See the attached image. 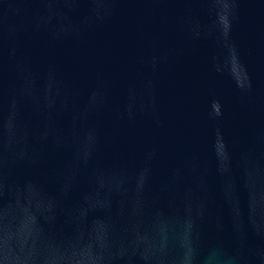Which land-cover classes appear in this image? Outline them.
<instances>
[{
	"label": "water",
	"instance_id": "obj_1",
	"mask_svg": "<svg viewBox=\"0 0 264 264\" xmlns=\"http://www.w3.org/2000/svg\"><path fill=\"white\" fill-rule=\"evenodd\" d=\"M0 264H264V0H0Z\"/></svg>",
	"mask_w": 264,
	"mask_h": 264
}]
</instances>
